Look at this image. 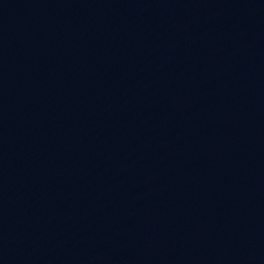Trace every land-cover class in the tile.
<instances>
[{
	"label": "water",
	"instance_id": "water-1",
	"mask_svg": "<svg viewBox=\"0 0 264 264\" xmlns=\"http://www.w3.org/2000/svg\"><path fill=\"white\" fill-rule=\"evenodd\" d=\"M0 264H264V0H0Z\"/></svg>",
	"mask_w": 264,
	"mask_h": 264
}]
</instances>
